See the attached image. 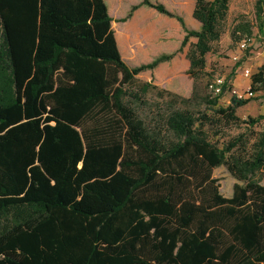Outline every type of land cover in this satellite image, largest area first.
Masks as SVG:
<instances>
[{"label": "trees", "instance_id": "obj_1", "mask_svg": "<svg viewBox=\"0 0 264 264\" xmlns=\"http://www.w3.org/2000/svg\"><path fill=\"white\" fill-rule=\"evenodd\" d=\"M229 1L194 0L198 29L162 3L131 7L176 18L188 45L190 95L149 101L158 87L136 75L172 53L126 63L104 0H0V264H264V127L220 141L263 116L236 115L250 97L217 105L224 85L199 92ZM254 15L264 34V0ZM252 32L245 21L230 37ZM263 89L264 65L249 85ZM219 166L237 180L228 197Z\"/></svg>", "mask_w": 264, "mask_h": 264}, {"label": "rangeland", "instance_id": "obj_2", "mask_svg": "<svg viewBox=\"0 0 264 264\" xmlns=\"http://www.w3.org/2000/svg\"><path fill=\"white\" fill-rule=\"evenodd\" d=\"M109 1L104 0L108 13L112 18L111 28L114 31L121 57L126 63L130 66L139 65L149 62L161 54L172 53L169 60L159 63L152 70H145L136 75L138 81H150L158 87L157 90H150L146 94V99L149 101L157 100L159 98L157 91L160 89L168 90L183 97L189 96L192 80L186 74L188 62L185 58V52L188 45L179 50L184 32L176 18L159 13L154 8L143 4L131 10V7L140 3L141 0H112V7L109 5ZM151 1L162 3L168 11L181 16L187 28H199V23L191 15L194 0ZM255 1H229L224 33L216 43L217 51L208 53L205 56V75L199 87V92L215 96L211 93L208 85L214 79L222 78L225 88L218 98L217 105L226 106L232 95L242 98L250 97L247 104L236 108V115L240 119L257 118L258 115L263 117L259 118L258 122L252 127L240 123L227 128L220 141L243 132L249 136L251 131H259L264 127V89L248 95L250 77L243 76L245 69L253 74L260 66L264 65V34L258 33L256 29ZM137 18L142 20L138 27L139 30L132 32L129 39L121 41L117 31H122L129 26L133 19ZM245 21L252 25L251 37L253 39L245 49H240L238 41L231 39L230 31L237 23ZM189 41H194V39L191 38ZM192 109L206 113L211 112L209 106L204 103L192 104ZM212 177L218 180L219 192L223 196H230L233 185L237 180L226 168L224 166L213 168ZM261 184L264 185V175Z\"/></svg>", "mask_w": 264, "mask_h": 264}, {"label": "built area", "instance_id": "obj_3", "mask_svg": "<svg viewBox=\"0 0 264 264\" xmlns=\"http://www.w3.org/2000/svg\"><path fill=\"white\" fill-rule=\"evenodd\" d=\"M251 36H247L242 38L238 41V47L240 49H245L252 41ZM243 76L246 78H249L251 76V73L248 69H245L243 72ZM224 85V81L222 78H216L212 82L209 83L208 87L212 94L217 95L222 91V86ZM253 93L248 91V95H252ZM240 97V96H239Z\"/></svg>", "mask_w": 264, "mask_h": 264}, {"label": "crops", "instance_id": "obj_4", "mask_svg": "<svg viewBox=\"0 0 264 264\" xmlns=\"http://www.w3.org/2000/svg\"><path fill=\"white\" fill-rule=\"evenodd\" d=\"M112 3H113V1L112 0H110L109 1V5L112 7ZM114 12H115V10H114ZM117 46H118V44H117ZM118 49H119V47H118ZM120 52V51H119Z\"/></svg>", "mask_w": 264, "mask_h": 264}]
</instances>
